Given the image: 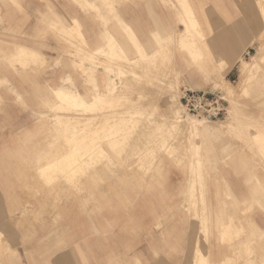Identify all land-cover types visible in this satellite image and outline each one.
I'll use <instances>...</instances> for the list:
<instances>
[{"label": "rangeland", "instance_id": "obj_1", "mask_svg": "<svg viewBox=\"0 0 264 264\" xmlns=\"http://www.w3.org/2000/svg\"><path fill=\"white\" fill-rule=\"evenodd\" d=\"M160 2L177 33L154 36L153 44L169 51L157 52L160 65L143 68L118 64L110 45L93 53L84 40L83 17L106 26L117 0H0V264H217L223 256L219 264H264V0ZM179 24L189 27L185 38ZM242 27L249 38H209ZM256 51L263 59L240 76V56L249 60ZM165 73L176 76L175 89L171 81L148 80ZM200 77L202 85L187 84ZM109 78L136 101L118 97L91 110ZM59 87L83 100L58 98ZM183 87L224 91L227 114L210 122L186 114L178 102ZM58 104L64 110L55 114ZM169 104L182 119L202 121L195 136L178 133L179 122L177 131L158 127ZM210 126L223 130L204 136ZM173 132L201 142L195 156L188 146L163 150L175 145Z\"/></svg>", "mask_w": 264, "mask_h": 264}, {"label": "crops", "instance_id": "obj_2", "mask_svg": "<svg viewBox=\"0 0 264 264\" xmlns=\"http://www.w3.org/2000/svg\"><path fill=\"white\" fill-rule=\"evenodd\" d=\"M116 1V0H115ZM122 0H117L119 3L116 4V14L115 16H111V20L108 25L103 26L100 23L96 24L95 22L92 23L90 20H87L85 17L82 19V30L84 35V40L89 46V48L93 51V53H96L97 50H105L108 45H110V48L112 50V53L114 52V57H116L117 61L119 63H126L134 64V63H140L143 68H147L146 66L152 67L153 64L156 63V66L161 64V59L158 58L159 51H163V48L167 47V50L169 51L170 46H163L162 50H160V47L155 46L153 44V38L154 36H157V38L165 39L171 35V32L173 34H176L175 26L172 25L169 21V15L167 10L165 9V4L160 2L161 0H126L127 2L122 3ZM167 2L166 5H169V0H164ZM194 4H196V0H194ZM105 17V16H103ZM187 25H185L186 28ZM178 30L180 33L185 31V28L183 29L182 25H178ZM179 33V36H181ZM251 35L249 33L248 29H244L242 27L241 31L238 30H227L225 33L223 32L221 35H218L215 33L214 35L209 36V38H249ZM184 37V36H181ZM109 39L111 40L109 43ZM252 43H250L248 46H251ZM18 46L31 51L34 56L38 53L35 52L33 49L26 48L23 45L19 44ZM112 46V47H111ZM247 47V46H246ZM140 52V53H138ZM156 52V53H155ZM171 52V51H170ZM168 53V52H165ZM140 54V55H139ZM155 54V55H154ZM164 52L159 53V55H163ZM154 55V56H153ZM168 55V54H164ZM49 56V55H48ZM51 57H54V55H50ZM157 56V58H155ZM140 57V58H139ZM251 57H255V60L257 61V64H259L260 60L263 59V55L256 51L255 53L251 54L249 59ZM247 60L244 57L240 56L239 58V67L238 72L240 73V67H241V60ZM157 61V62H156ZM169 61V60H168ZM169 62L172 63V60ZM153 63V64H152ZM154 66V65H153ZM120 68V67H119ZM118 69V68H117ZM99 70H102V67H99ZM110 71V69H106ZM127 70L122 68L117 73L118 79H120V82H123V72H126ZM164 73V70L162 71ZM161 72V74H162ZM166 75H162L159 77H156L155 74H150V79L154 82H158L157 84L160 86H163V83H167L172 77ZM181 77V76H180ZM165 78V79H164ZM162 79V80H161ZM100 81V79H99ZM105 82V81H104ZM155 82V83H156ZM225 82H227L225 80ZM142 84V83H141ZM187 84L191 86H197L202 85V78L197 79H191L187 80ZM228 84V83H226ZM247 84L243 86H239L238 89L245 90L244 93L239 92V99H243L246 97L247 94ZM129 89L127 86L124 89H120L118 82H115L112 78H109L108 82H105L104 89H99L97 87L96 91L98 94L95 93L92 96V101L95 104L97 103L99 106L102 107L104 102L107 100L113 99V98H123L125 100H129L128 95H125V91ZM197 90H200L201 88H194ZM54 93L56 96L62 100L65 98L72 99L75 101H82V94L77 90H69L66 87H59L56 90H54ZM124 93V94H123ZM103 94V96H102ZM146 94V93H145ZM140 96L144 97V94H140ZM64 98V99H63ZM131 98V97H130ZM135 100L136 98H131ZM180 102V101H179ZM64 107V104H61ZM92 106V107H94ZM171 105L167 106L168 113L167 116L164 118H172V119H182L181 116H179L176 111H173L170 109ZM91 108V107H90ZM104 108V107H103ZM57 107L54 108L56 110ZM67 109V107H66ZM62 112L55 111V114ZM116 117L114 114L108 116V119H113ZM200 130V129H199ZM223 129L219 128V130H216L214 127H207L204 132V136H210L215 133L221 132ZM195 145L199 146L201 142L197 141V139H194ZM164 149L168 147V145L162 146ZM201 255V253H199ZM225 256H223L222 259L218 257V259L214 260L217 264L223 262V259ZM227 258H232L230 256H227Z\"/></svg>", "mask_w": 264, "mask_h": 264}, {"label": "bare ground", "instance_id": "obj_3", "mask_svg": "<svg viewBox=\"0 0 264 264\" xmlns=\"http://www.w3.org/2000/svg\"><path fill=\"white\" fill-rule=\"evenodd\" d=\"M188 31H189V27H188V25H187L186 28H185V31H184L183 33H180V35H181V36H184V38H185L186 36H188V35H187V32H188ZM189 32H190V31H189ZM188 42H189V41H188ZM256 66H258V64H257V61L255 60V57H251V59H249V60H244V59H242V60H241V67H240V73H241L242 75H245V74H247L249 71H251L252 69H254ZM156 70H157V69H156ZM157 71H158V70H157ZM126 72H127V71H126ZM126 72H123V73H124L123 76H122L123 79H124V77H125V75H126V74H125ZM163 74H164V73H163ZM158 77H159V76H158ZM175 77H176V76H173V77L168 81V82L171 81L172 84H174V85H173L174 89H175V87H177V86H175V84H176V83H175V81H176V80H175V79H176ZM159 78H160V77H159ZM164 79H165V78H164ZM148 80L150 81V77H148ZM161 80H162V79H161ZM155 82H156V81H155ZM153 83H154V80H153ZM156 83H158V82H156ZM163 84H164V83H163ZM240 85L244 86V85H243V82H241ZM223 92H224V91H223ZM96 93L98 94L97 91H96ZM157 93H158V92H157ZM162 93H163V92H162ZM171 93H172V92H171ZM173 93H174V92H173ZM224 93H225V92H224ZM102 95H103V94H102ZM125 95H128V94L126 93ZM154 95H155V94H154ZM173 96H174V95H173ZM174 97H175V96H174ZM138 98H139V99H141V98L143 99V97L140 96V95L138 96ZM154 98H155L154 100L157 99L156 97H154ZM158 98H159V97H158ZM175 99H176V97H175ZM225 99L227 100V102H228L229 104H231V100L226 98V94H225ZM129 101L131 102V101H133V99H131V98L129 97ZM135 101H136V100H135ZM142 101H143V100H142ZM176 101H177V100H176ZM179 101H180V100H179ZM179 101H178V102H179ZM237 103H238V104L236 105L237 109L234 111V113L236 114V116L239 114L240 109H241V107H242L241 102L237 101ZM129 104H130V103H129ZM132 104L134 105V102H133ZM150 104H151V103H150ZM179 104L181 105L180 102H179ZM103 106H104V105H102V108H103ZM148 106H149V105H148ZM56 107H57L56 110H58V111H60V110H61V111L64 110V107H63V105H61V104H60V105L58 104ZM104 107H106V106H104ZM98 108H99V105H98V104H95L94 107H91V110H97ZM146 108H147V106H146ZM180 108H181V107H180ZM99 109H100V108H99ZM138 109H139V108H138ZM147 109H149V108H147ZM128 110H129V109H128ZM145 110H146V109H145ZM149 111H150V109H149ZM149 111L146 112L145 115H146V116H149V117H148V120L152 123V125H153V124H156L160 119L157 120V122H156V119H155L156 116L154 115V116H155L154 118L151 117V115L153 114L154 111H152V112H149ZM227 112H228V111H227ZM50 113H51V112H50ZM242 113H244V112L242 111ZM57 114H59V113H57ZM61 114H62V113H61ZM240 114H241V113H240ZM159 115H160V114H159ZM118 116H119V115H118ZM246 116L249 117V115H245V116H242V117H246ZM248 117H247V119H248ZM121 118H122V117H121ZM195 118H196V117H195ZM195 118L186 119V120H185V119H181V120H180V119H178V118H177V119L163 118V120H162L161 122H159V124H160V123H161V124H160L158 127H164V126H167V125H168L169 127H175V129H176V126H177V125H175V122H179L180 127H179V128L177 127L178 131H177V129H176V131H177L178 133H180V132H181V133H182V132H184V133L189 132V134H190L191 136H193L194 134H196L197 130H199L201 127H203V123H202V121H200V120H203V119H200V120H199V119H195ZM146 119H147V118H146ZM239 119H240V118H239ZM249 119H252V118H249ZM255 119H256V118H255ZM90 120H91V119H90ZM90 120H89V121H90ZM92 120H93V119H92ZM219 120H221V119H219ZM236 120H238V119H236ZM245 120H246V118H245ZM258 120H259V119H258ZM98 121H99V120H98ZM100 121H101V120H100ZM117 121H118V120H117ZM203 121H206V120H203ZM215 121H216V120H215ZM241 121H242V120H241ZM259 121H260V120H259ZM261 121H262V119H261ZM209 122H210V121H209ZM243 122H244V121H243ZM245 122H246V121H245ZM245 122H244V123H245ZM91 123H92V121H91ZM91 123H90V124H91ZM110 123H111V122H110ZM117 123H118V122H117ZM235 123L237 124L238 121L235 122ZM248 123H251V122H248ZM254 123H255V122H254ZM257 123H258V122H257ZM90 124H89V125H90ZM93 124H94V123L91 124L92 127H93ZM146 124H147V123H146ZM246 124H247V123H246ZM243 126H244V125H243ZM263 126H264V125H263ZM103 127H104V126H103ZM111 127H112V126H111ZM169 127H168V130H172V129H169ZM237 127H238V125H237ZM239 127H240V126H239ZM239 127H238V128H239ZM94 128H96V127L94 126L93 129H94ZM97 128H98V127H97ZM263 128H264V127H263ZM72 129H73V128H72ZM165 129H166V127H165ZM240 129H242V128H240ZM77 130H78V129H77ZM77 130H75V131H77ZM216 130H217V129H216ZM242 130H243V129H242ZM75 131L73 130V133H74ZM80 131H81V130H80ZM80 131H78V132H80ZM179 131H180V132H179ZM81 132H82V131H81ZM81 132H80V133H81ZM160 132H162V131H160ZM170 132H172V131H170ZM177 132H176V133H174V132L172 133V134H173L172 136H173L174 140L176 139L174 134H177ZM75 133H76V132H75ZM75 133H74V135H75V137H76L77 134H75ZM164 133H165V132H164ZM167 133H169V132L167 131ZM78 134H79V133H78ZM81 134H84V133L82 132ZM113 134H114V133H113ZM169 134H170V133H169ZM72 135H73V134H72ZM74 135H73V136H74ZM181 135H182V134H181ZM58 136H59V134H58ZM84 136H85V135H84ZM167 136H168V135H167ZM194 136H195V135H194ZM70 137L72 138V136H70ZM81 137H83V135H81ZM85 137H86V136H85ZM90 137H91V136H90ZM178 137H180V136H178ZM178 137H177V139L175 140V145H174V146H172V145L170 144V145H168V147H167L166 149H164V148L162 147L163 150H166V151H167V150L169 149V151H175V150H176L175 148H178V150H179V148L181 149V147H182V148H186V147L188 146V149H189L188 152L191 151L192 154H193V156H195L196 153H197V150H198V146L195 145L194 139H190L189 141L186 139L189 145H186V146L184 147V146H182V145H184V143H187V142H185V140H182V139H181L182 141H181V140H178ZM56 138H57V137H56ZM77 138H79V137H77ZM158 138H159V137H158ZM163 138H164V137H163ZM170 138H171V137H170ZM181 138H182V136H181ZM187 138H188V137H187ZM246 138H247V137H246ZM67 139H68V138H67ZM89 139H90V138H89ZM95 139H96V138H95ZM99 139H100V138H99ZM171 139H172V138H171ZM188 139H189V138H188ZM55 140H56V139H55ZM61 140H63V139H61ZM65 140H66V138H65ZM77 140H78V139H77ZM80 140H81V139H80ZM160 140H161V139H160ZM162 140H163V139H162ZM50 141H51V140H50ZM59 141H60V140H59ZM71 141H72V142H71ZM71 141H69V142H71L70 145H71V147H74V145L72 144V143H73V139H72ZM74 141L76 142V140H74ZM78 141H79V140H78ZM92 141H93V140H92ZM94 141H95V140H94ZM96 141H97V139H96ZM96 141H95L94 143H96ZM101 141H102V140H101ZM251 141H252V140H251ZM69 142H68V143H69ZM75 142H74V144H75ZM89 142H90V141H89ZM151 142H152V141H151ZM176 142H177V143H176ZM183 142H184V143H183ZM246 142H247V140H246ZM249 142H250V141H249ZM249 142H248V144H249ZM50 143H51V142H50ZM63 143H64V142H63ZM77 143H78V142H77ZM88 144H90V143H88ZM145 144H146V143H145ZM172 144H174V143H172ZM65 145H66V144H65ZM67 145H69V144H67ZM92 145H93V144H92ZM76 146H77V145H76ZM88 146H89V145H88ZM162 146H163V144H162ZM92 147H93V146H92ZM147 147H148V146H147ZM152 147H153V146H152ZM69 148H70V147H69ZM87 148H88V147H87ZM141 148H142V147H141ZM145 148H146V146H145ZM157 148H158V147H157ZM71 149H72V148H71ZM71 149H70V150H71ZM92 149H94V148H92ZM137 149H138V148H137ZM137 149H136V150H137ZM149 149H150V147H149ZM151 149H152V148H151ZM153 149H154V148H153ZM153 149H152V151H153ZM155 149H156V148H155ZM66 150H67V149H66ZM70 150H69V151H70ZM72 150H73V149H72ZM72 150H71V151H72ZM74 150H76L75 147H74ZM80 150H81V149H80ZM98 150H99V149H98ZM124 150L126 151V149H124ZM128 150H129V149H128ZM134 150H135V149H134ZM146 150H147V149H146ZM183 150H185V149H183ZM186 150H187V149H186ZM67 151H68V150H67ZM90 151H91V149H90ZM92 151H93V150H92ZM125 151H124V153H126ZM130 151H131V150H130ZM140 151H141V150H140ZM166 151H165V152H166ZM263 151H264V150H263ZM49 152H50V151H49ZM72 152H74V151H72ZM78 152H79V154H80V151H78ZM127 152H128V151H127ZM131 152H132V151H131ZM136 152H137V151H136ZM141 152H142V151H141ZM141 152H139V153H141ZM153 152H155V150H154ZM184 152H185V151H184ZM58 153H59V152H58ZM58 153H57V155H58ZM67 153H68V152H67ZM69 153H71V152H69ZM81 153H82V152H81ZM83 153H84V152H83ZM92 153H93V152H92ZM100 153H101V152H100ZM121 153H122L121 155L124 154L123 152H121ZM169 153H170V155H171L172 152H169ZM175 153H176V152H175ZM185 153H187V151H186ZM259 153H260V152H259ZM261 153H262V152H261ZM62 154H63V152H62ZM79 154H78V155H79ZM90 154H91V153H90ZM98 154H99V153H98ZM146 154H147V153H146ZM188 154H189V153H188ZM263 154H264V153H263ZM46 155H47V154H46ZM49 155H50V153H49ZM78 155H77V156H78ZM83 155H85V154H83ZM86 155H87V154H86ZM124 155H125V154H124ZM128 155H130V154H128ZM137 155H138V154H137ZM137 155H136V156H137ZM139 155H140V154H139ZM168 155H169V154H168ZM173 155H175V154H173ZM180 155H181V154H180ZM189 155H190V154H189ZM104 156H105V155H104ZM125 156H126V158H127V155H125ZM134 156H135V155H134ZM176 156H177V155H176ZM181 156H182V155H181ZM184 156H185V155H184ZM186 156H188V155H186ZM190 156H192V155H190ZM190 156H189V158H191ZM65 157H66V156H65ZM73 157H75L74 154H73ZM105 157H107V156H105ZM105 157H103V158H105ZM132 157H133V156H132ZM132 157H131V158H132ZM47 158H48V157H47ZM52 158H53V157H52ZM75 158H77V160H78V162H79L80 159H78V157H75ZM75 158H74V159H75ZM108 158H109V157H108ZM122 158H123V157H122ZM129 158H130V157H129ZM134 158H135V157H134ZM171 158H173V157H171ZM48 159H49V158H48ZM53 159H54V158H53ZM53 159H52V160H53ZM60 159H61V158H60ZM63 159H64V158H63ZM74 159H72V161H69V162L73 163V160H74ZM91 159H92V157H91ZM123 159H124V158H123ZM127 159H128V158H127ZM135 159H136V158H135ZM135 159H131V160H135ZM141 159H142V157H141ZM174 159H175V157H174ZM57 160H58V158H57ZM65 160H66V159H65ZM75 160H76V159H75ZM83 160H85V159H83ZM87 160H88V159H87ZM102 160H103V159L100 158V161H102ZM121 160H122V159H121ZM124 160H125V159H124ZM131 160L129 159L130 163L132 162ZM136 160H137V159H136ZM153 160H155V159H153ZM194 160H195V159H194ZM67 161H68V160H67ZM139 161H140V160H139ZM143 161H144V160H143ZM175 161H176V160H175ZM191 161H192V159H191ZM51 162H52V161H51ZM60 162H62V161H60ZM78 162H77V163H78ZM80 162H81V160H80ZM113 162H114V161H113ZM125 162H126V161H125ZM125 162H124V163H125ZM137 162H138V161H137ZM137 162L135 161V163H137ZM176 162H177V161H176ZM41 163H42V162H41ZM75 163H76V161H75ZM75 163H73V165H74ZM90 163H92V162H90ZM141 163H142V162H141ZM47 164H48V163H47ZM60 164H61V163H60ZM99 164H100V162H99ZM102 164H104V163L102 162ZM114 164H115V163H114ZM131 164H132V163H131ZM137 164H138V163H137ZM142 164H143V163H142ZM42 165H43V164H42ZM61 165H62V164H61ZM68 165H69V163H68ZM77 165H78V164H77ZM79 165H80V164H79ZM115 165H116V164H115ZM144 165H145V164H144ZM146 165H147V164H146ZM36 166H38V165H36ZM36 166H35L36 169H38V170L41 169L40 167H36ZM44 166H45V169H46L47 166H46V165H44ZM44 166H43V167H44ZM50 166H52V165H50ZM57 166H59V165H57ZM69 166H70V165H69ZM74 166H75V165H74ZM116 166H117V165H116ZM116 166H114V167L116 168ZM126 166H127V165H126ZM132 166H133V165H132ZM132 166H131V167H132ZM134 166H136V165H134ZM148 166H150V165L148 164ZM191 166H192V165H191ZM193 166H194V165H193ZM60 167H61V166H60ZM60 167H59V168H60ZM67 167H68V166H67ZM71 167H73V166H70V168H71ZM75 167H76V166H75ZM78 167H79V166H78ZM94 167H97V165H95ZM101 167H102V166H101ZM35 168H34V169H35ZM39 168H40V169H39ZM57 168H58V167H57ZM68 168H69V167H68ZM111 168H112V167H111ZM128 168H129V167H128ZM133 168H135V167H133ZM28 169H29V168H28ZM36 169H35V172H36ZM49 169H50V168H49ZM55 169H56V168H55ZM55 169H54V170H55ZM61 169H63V166H62ZM61 169H60V170H61ZM82 169H83V168H82ZM87 169H88V168H87ZM100 169H101V168H100ZM123 169H124V168H123ZM125 169H126V170H129V169H127V167H126ZM125 169H124V170H125ZM130 169H131V168H130ZM145 169H146V167H145ZM38 170H37V171H38ZM51 170H52V169H51ZM54 170H53V171H54ZM66 170H67V168H66ZM71 170H73V169H71ZM118 170H121V169H118ZM126 170H125V171H126ZM133 170H134V169H133ZM190 170H191V168H190ZM78 171H79V169H78ZM80 171H81V170H80ZM143 171H145V170H143ZM63 172H64V170H63ZM67 172H69V171H67ZM81 172H82V171H81ZM110 172H111V171H110ZM113 172H115V171H113ZM129 172H130V171H128L127 173H129ZM30 173H32V172H30ZM41 173H42V170H41ZM58 173H59V170H58ZM61 173H62V171H61ZM69 173H71V171H70ZM66 174H67V173H66ZM87 174H88V173L86 172V175H87ZM94 174H95V173H94ZM109 174H111V173H109ZM134 174H135V173H134ZM31 175H32V174H31ZM36 175H37V174H36ZM36 175H35V176H36ZM38 175H39V174H38ZM38 175H37V176H38ZM46 175H47V174H46ZM49 175H50V174H49ZM71 175H72V174H71ZM86 175H85V176H86ZM127 175H128V174H127ZM35 176H34V177H35ZM40 176H42V175H40ZM43 176H44V175H43ZM65 176H66V175H65ZM67 176H69V175H67ZM77 176H78V174L76 175L75 178H77ZM95 176H96V175H95ZM132 176L134 177L135 175H132ZM34 177H32V178H34ZM46 177H48V176H46ZM53 177H54V176H53ZM62 177H63V176H62ZM70 177H71V176H70ZM133 177H131V178H133ZM79 178H80V177H79ZM79 178H78V180H79ZM82 178H84V175H83ZM111 178H112V177H111ZM191 178H192V177H191ZM54 179H55V178H54ZM66 179H67V178H66ZM66 179H65V180H66ZM70 179H71V178H70ZM72 179H73V178H72ZM192 179H193V178H192ZM38 180H39V179H38ZM38 180H37V181H38ZM41 180H43V179H41ZM44 180H45V179H44ZM55 180H56V179H55ZM76 180H77V179H76ZM72 181H73V180H72ZM79 181H80V180H79ZM193 181H194V180H193ZM33 182H34V181H33ZM38 182H39V181H38ZM44 182H45V181H44ZM46 182H48L47 179H46ZM73 182H74V181H73ZM26 184H27V183H26ZM29 184H30V183H29ZM38 184H39V183H38ZM71 184H72V183H71ZM76 184H77V183H76ZM192 184L194 185V182H193ZM195 184H197V182H196ZM31 185H32V184H31ZM62 185H63V184H62ZM66 185H67V184H66ZM68 186H70V185L68 184ZM72 186H73V185H72ZM77 186H79V183L77 184ZM82 186H84V184H83ZM197 186H199V185H197ZM197 186H196V187H197ZM27 187H28V186H27ZM73 187H74V186H73ZM86 190H87V189H86ZM50 192H51V191H50ZM73 192H74V191H73ZM45 196H46V195H45ZM48 198H49V197H48ZM203 216H205V215H203ZM200 219H201V217H200ZM205 220H206V219H205ZM202 223H203V220H202ZM202 223H201V224H202ZM203 224H204V223H203ZM205 226H206V225H205ZM203 232H204V231H203ZM203 236H204V235H203ZM205 237H206V236H205ZM206 239H207V238H206ZM1 242H2V241H1ZM205 242H206V240H205ZM0 248H1V247H0Z\"/></svg>", "mask_w": 264, "mask_h": 264}, {"label": "built area", "instance_id": "obj_4", "mask_svg": "<svg viewBox=\"0 0 264 264\" xmlns=\"http://www.w3.org/2000/svg\"><path fill=\"white\" fill-rule=\"evenodd\" d=\"M179 100L186 114L206 121L223 118L229 107L225 93L215 87L200 90L183 87Z\"/></svg>", "mask_w": 264, "mask_h": 264}]
</instances>
